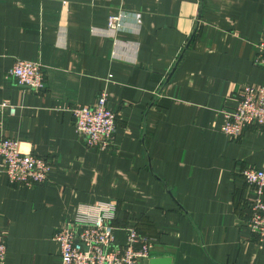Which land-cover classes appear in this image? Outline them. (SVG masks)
<instances>
[{
  "label": "crops",
  "instance_id": "1",
  "mask_svg": "<svg viewBox=\"0 0 264 264\" xmlns=\"http://www.w3.org/2000/svg\"><path fill=\"white\" fill-rule=\"evenodd\" d=\"M258 41L264 0H0V102L16 107L0 109V137L52 163L32 187L0 175L5 264H62L57 228L80 203L108 199L116 243L135 226L171 264H264L240 173L264 166V126L221 130L242 87L264 85ZM18 58L42 63L43 91L9 75ZM103 91L116 133L97 150L71 109Z\"/></svg>",
  "mask_w": 264,
  "mask_h": 264
},
{
  "label": "built area",
  "instance_id": "2",
  "mask_svg": "<svg viewBox=\"0 0 264 264\" xmlns=\"http://www.w3.org/2000/svg\"><path fill=\"white\" fill-rule=\"evenodd\" d=\"M122 20V12L110 15L107 28L118 31ZM253 60L264 67V41L256 42ZM9 75L31 90L46 88V73L40 61L18 58ZM5 107L12 113L16 110L9 100L0 102V109ZM71 111L76 130L89 147L106 150L113 145L117 116L108 107L105 91L98 95L94 104L76 105ZM222 115L221 130L227 136L236 137L251 125L264 126V85H244L236 106L223 110ZM51 170L52 163L46 156L24 153L16 139L0 137V175L6 176L11 184L35 186L49 180ZM240 173L254 189L249 226L259 240L264 241V166H247ZM118 206V202L112 199L77 206L73 217L63 222L54 234L62 264H142L152 256V239L135 226L127 227L125 243H116L114 231ZM6 252V234L0 230V264H5Z\"/></svg>",
  "mask_w": 264,
  "mask_h": 264
},
{
  "label": "water",
  "instance_id": "3",
  "mask_svg": "<svg viewBox=\"0 0 264 264\" xmlns=\"http://www.w3.org/2000/svg\"><path fill=\"white\" fill-rule=\"evenodd\" d=\"M171 256H155L149 259V264H171Z\"/></svg>",
  "mask_w": 264,
  "mask_h": 264
}]
</instances>
